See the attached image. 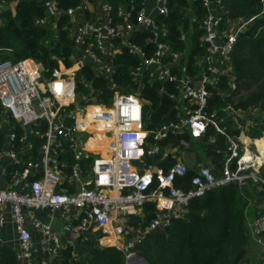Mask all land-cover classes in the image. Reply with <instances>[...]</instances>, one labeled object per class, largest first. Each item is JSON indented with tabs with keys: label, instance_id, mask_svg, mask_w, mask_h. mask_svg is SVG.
Listing matches in <instances>:
<instances>
[{
	"label": "built area",
	"instance_id": "1",
	"mask_svg": "<svg viewBox=\"0 0 264 264\" xmlns=\"http://www.w3.org/2000/svg\"><path fill=\"white\" fill-rule=\"evenodd\" d=\"M129 1L128 8L125 4L116 8L117 20L112 22V6L101 0L65 9L57 7L53 0H46L45 15L36 19L35 24L50 27L52 18L66 15L64 27L76 50L71 57L74 64L55 70L49 79L43 76L44 65L40 61L0 60V130L5 124L11 131L8 156L15 165L10 172L9 186L0 190V204L10 207L19 239V249L15 251L19 263L53 264L60 257L65 241L51 232L46 222L34 218L32 229L40 233L38 246H34L32 233L25 226L24 209L47 210L48 218L69 215L67 227L81 233L80 242L95 238L101 246H115L129 258L137 254L135 249L145 234L163 231L172 219H185L192 200L208 191L231 183L242 186L250 178L264 183L258 176L264 164V147L259 148L257 143L264 140V132L256 138L234 136L222 127L224 118L219 111L209 109L208 80L218 72L211 64L226 62L238 33L247 22L221 32L224 40L219 43V26L224 18L210 10L208 0H203L208 9L204 17L192 19L203 30L207 54L197 61L202 66L200 74L180 81L181 99L187 104H183L176 121L148 131L143 126V103L135 94L114 90L109 102L103 104L91 92L76 93L79 67L88 62L96 75H111L115 54L122 46L140 58L138 65L130 68L134 79L144 72L161 82L177 78L173 65L183 55L160 41L166 36V27L158 26L156 17L146 15L145 0ZM156 2L158 15H167V0ZM134 7H138L135 14ZM87 8L96 11L89 19ZM136 30L152 33L150 38L155 49L151 54L129 40V35ZM181 70L184 72L185 68ZM229 109L227 106L223 112ZM209 127L224 135L228 143L220 172L209 165H200L183 188L175 185L176 179L184 177L187 171L182 160L175 158L167 167L146 161L162 150L158 143L170 134L187 131L198 138ZM30 135L41 138L36 156L26 152L32 149ZM98 138L100 147H96ZM65 147L72 157L68 173L64 170ZM166 150L173 155L176 148L169 146ZM91 158L85 169L82 162ZM147 203L156 205L149 221L145 220V213L141 214ZM132 217L141 219L133 225ZM3 222L4 215L0 212V225ZM252 229L255 233L264 231V211L258 214ZM254 241L260 248L259 264H264V238L256 236Z\"/></svg>",
	"mask_w": 264,
	"mask_h": 264
},
{
	"label": "trees",
	"instance_id": "2",
	"mask_svg": "<svg viewBox=\"0 0 264 264\" xmlns=\"http://www.w3.org/2000/svg\"><path fill=\"white\" fill-rule=\"evenodd\" d=\"M45 1L0 0V60L32 58L40 61L44 65L43 76L49 79L53 77L55 70L72 66L71 57L76 50L72 39L69 38L68 29L64 27L68 20L66 15L52 18L50 27L35 24L36 19L45 15ZM53 1L57 7L65 9L96 0ZM101 1L112 6V22L117 20L116 8L122 4L128 8L130 3L129 0ZM220 3L227 11V17L220 23V32L230 31L243 22L247 24L238 33L229 53L233 79L220 75L215 80L209 76V109L219 111L224 118L222 127L236 136L239 132L232 129L234 122L229 119V113L255 107V133L251 135L259 137L264 132V0H220ZM188 5V0H167L169 12L155 18L158 26H165L167 29L166 36L160 41L166 42L173 51L185 55L187 39L190 44L187 56H182L179 65L172 69L177 74L175 80L161 82L148 72L134 79L130 68L138 65L140 58L122 46L115 54V69L111 75H96L88 62L79 67L76 73V93L91 92L103 104L109 102L114 90L135 94L143 103V126L148 131L176 121L183 104H187L186 100H180V81L186 76H198L202 66L197 61L207 54L206 45L202 40L203 30L198 21L190 20V16L203 18L208 9L203 0H193L191 14L188 15L185 13ZM137 10L138 7H134L132 13L135 14ZM86 11V15L92 13L88 8ZM151 36L149 31L136 30L129 40L140 45L147 54H151L155 43L146 41ZM223 40L221 38V42ZM115 42L119 41L115 39ZM182 68H185L184 72ZM225 93H228L226 97ZM227 106L230 109L224 113L223 110ZM1 109L0 104V116ZM17 133L19 135L20 131ZM150 137L149 134V139ZM4 142L5 136L0 132V151L4 149ZM158 144L163 151L147 157L148 163H163L167 167L173 160L165 150L169 146L182 148L188 145L191 151L201 154V158L207 157L214 170L219 168V172L223 168L228 147L226 137L217 133L213 127H209L206 133L198 138L192 137L187 131L176 132ZM40 145L41 138L35 137L31 155L39 154ZM15 147H19L17 141ZM64 150L67 163L64 170L68 173L72 157L67 147ZM88 163H91V160L82 162L83 165ZM194 174L195 170L187 167L185 176L178 177L175 185L186 188L188 180ZM258 176L264 180V165L260 167ZM32 179L33 177L30 178ZM257 182L250 178L242 186L231 183L192 200L185 219H172L163 231L145 234L135 251L149 264H250V235L245 222V209ZM151 205H145L147 221L154 215V207ZM140 219L141 217H132L130 220L136 225ZM73 244L61 250L60 264H126L124 254L115 246H101L89 240L83 243L84 246L87 244L88 256L75 258L77 252L79 253V243ZM0 264H18L15 251L9 247H0Z\"/></svg>",
	"mask_w": 264,
	"mask_h": 264
},
{
	"label": "crops",
	"instance_id": "3",
	"mask_svg": "<svg viewBox=\"0 0 264 264\" xmlns=\"http://www.w3.org/2000/svg\"><path fill=\"white\" fill-rule=\"evenodd\" d=\"M188 1H189V5L186 8L187 9L186 13L188 15H190L191 14V4H192L193 0H188ZM208 3H209L210 10L213 13H215L216 16L222 17L224 19L227 17V11L221 5L220 0H208ZM143 9H144L146 15L151 17V18H155L158 15L156 0H145V5L143 6ZM95 12H92L91 14L86 15V18L87 19L91 18ZM193 17H195V16L191 15L190 20H192ZM129 37H130V35H129ZM221 38H222V36L219 37V43L221 42ZM146 41H152V38H147ZM186 44H187V51H186L185 55H183L184 57L187 56V53L190 49V44L188 42V39L186 40ZM72 64H74L73 60H72ZM178 65H179V62H176L173 65V67H176ZM211 65L218 70L217 73H213L211 75V77L214 78L215 80L220 75H225L230 80L233 79V71L230 67L229 58L226 59V62L223 65H220L217 61H213ZM182 92H181V95H182ZM227 94L228 93H225L224 96L226 97ZM180 100H182V99L180 98ZM256 115H257V110L255 107H251V108L246 109L244 111H240V110L236 111L235 110V111H232L229 113V119H232L234 122L233 126H231L232 129L238 130V132H239L236 136L243 138L245 135H247L249 137L256 138V137L251 135V133L252 134L255 133L253 131V127H254V119H255ZM0 132L2 133V130H0ZM3 135L5 136V142H4V146H3L4 149L0 151V190L5 189L9 186L10 172L15 168V165H13L11 158L8 156V151L11 150L8 135H5V134H3ZM33 139H34V137L30 135L29 142L32 143ZM99 139L100 138H98V140ZM25 146L27 147V145H25ZM162 151H163V149L160 152H162ZM165 151H167V150H165ZM26 152L28 155H31V151L27 150ZM172 154L174 156L171 154L170 155H171L173 161L175 160V158L180 159L185 164H187V167H191L194 170H196L200 165L210 164L207 157L201 158L202 155L197 154L194 151H191L190 147L188 145L185 147H182V148L177 147L176 150L172 152ZM187 154H192L191 159H188ZM90 160L92 162V158ZM64 161H65V156H64ZM85 161L87 162L89 160H85ZM88 165H89V163L86 165H83V167L85 166L84 168L87 169ZM155 165L161 166L164 164L163 163H161V164L156 163ZM164 166H166V165H164ZM209 166L213 170L215 169L211 164ZM218 169L214 170V171L218 172ZM33 175H35V173ZM255 182H257V181H255ZM250 191H251V189H250ZM147 204H149V203H147ZM151 206H153L154 210H155V208H156L155 203L152 204ZM261 211H264V183H261L259 181L253 186V190L251 191V196H249V198H248V205L245 209V222H246V226L248 229V233L250 235V250L248 253L249 258L251 259L250 264H259L260 263V248L258 247L256 242L254 241V239L256 238V236H260V237L264 238V231L260 232V233H255L252 228H253L255 220L257 219L258 214ZM0 212L3 213V215H4V222H3V224L0 225V247H9L12 250L17 251L19 249V239H18L16 227L14 226L12 219H11V212H10L9 205L6 203L0 204ZM47 212H48L47 210H29V209L23 210L25 226L28 229H30V231L32 233L31 241H32L34 246H38L40 233L32 229L31 222L34 218H37L42 222H46V218L48 219V217H49L47 215ZM143 213L148 214L146 212L145 206H144V209L141 210V214H143ZM136 233L137 232L134 230V234H136ZM94 239L91 238L90 240L94 241ZM80 241H81L80 238L78 239L77 242H73L72 240L66 238L65 241L63 242L64 243L63 248H65L67 245H71L73 243L74 244L79 243ZM115 242L117 244L120 243L119 239H116ZM60 259L61 258H57L53 264H60V261H59ZM18 264H22V263L18 262Z\"/></svg>",
	"mask_w": 264,
	"mask_h": 264
},
{
	"label": "water",
	"instance_id": "4",
	"mask_svg": "<svg viewBox=\"0 0 264 264\" xmlns=\"http://www.w3.org/2000/svg\"><path fill=\"white\" fill-rule=\"evenodd\" d=\"M2 133L5 135L11 134V131L7 128L5 124L1 126ZM69 215L65 217L53 216L46 220V223L51 232H55L58 236L62 238H68L73 242H77L81 237L80 232L70 231L67 227V222L69 220ZM126 264H149L148 261L142 257L140 254H136L132 257L126 258Z\"/></svg>",
	"mask_w": 264,
	"mask_h": 264
},
{
	"label": "rangeland",
	"instance_id": "5",
	"mask_svg": "<svg viewBox=\"0 0 264 264\" xmlns=\"http://www.w3.org/2000/svg\"><path fill=\"white\" fill-rule=\"evenodd\" d=\"M185 12V11H184ZM186 13V12H185ZM187 14V13H186ZM103 145H104V148H105V143H103ZM187 156H188V159H191V156H192V154H187ZM186 166H187V164H186ZM254 181H258V180H254ZM46 220H47V218H46ZM94 239V238H93ZM85 242H87V241H85ZM85 242H79V247L77 248V251H79V253L77 252V254L75 255V258H79V257H87L88 256V254L86 253V249H87V244L84 246L83 245V243H85ZM96 243H98V240H96L95 241ZM99 245H102V243L101 242H99ZM118 249V248H117ZM121 252H122V250H120ZM123 253V252H122ZM124 254V253H123ZM125 256V255H124ZM125 259H126V257H125Z\"/></svg>",
	"mask_w": 264,
	"mask_h": 264
},
{
	"label": "bare ground",
	"instance_id": "6",
	"mask_svg": "<svg viewBox=\"0 0 264 264\" xmlns=\"http://www.w3.org/2000/svg\"><path fill=\"white\" fill-rule=\"evenodd\" d=\"M98 140V139H97ZM258 145H259V148H263L264 147V140L263 141H257ZM100 144H101V139H99L97 141V145L96 147H100Z\"/></svg>",
	"mask_w": 264,
	"mask_h": 264
},
{
	"label": "clouds",
	"instance_id": "7",
	"mask_svg": "<svg viewBox=\"0 0 264 264\" xmlns=\"http://www.w3.org/2000/svg\"><path fill=\"white\" fill-rule=\"evenodd\" d=\"M64 239H66V238H64ZM98 244V243H97ZM99 245V244H98ZM109 246H111V245H109Z\"/></svg>",
	"mask_w": 264,
	"mask_h": 264
},
{
	"label": "flooded vegetation",
	"instance_id": "8",
	"mask_svg": "<svg viewBox=\"0 0 264 264\" xmlns=\"http://www.w3.org/2000/svg\"><path fill=\"white\" fill-rule=\"evenodd\" d=\"M89 240H90V239H89ZM89 240H88V241H89Z\"/></svg>",
	"mask_w": 264,
	"mask_h": 264
}]
</instances>
